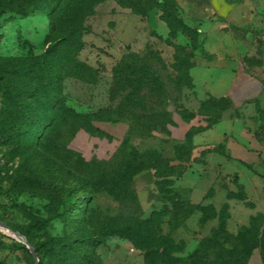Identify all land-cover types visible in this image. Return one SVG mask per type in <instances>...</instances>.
I'll return each instance as SVG.
<instances>
[{
    "label": "rangeland",
    "instance_id": "rangeland-1",
    "mask_svg": "<svg viewBox=\"0 0 264 264\" xmlns=\"http://www.w3.org/2000/svg\"><path fill=\"white\" fill-rule=\"evenodd\" d=\"M142 5L145 11L152 8L143 1ZM151 12L162 16L158 8L151 9L143 18L136 15L133 9L121 7L115 1L100 4L86 20L84 48L78 54L79 61L95 72L86 76L68 71L62 79L60 91L68 107L79 115L96 116L89 126L77 122L58 134L59 155L74 172L73 192L81 202L91 198L87 224L73 218L68 224L55 221L39 227L40 220L48 219L45 208L48 202L40 196L45 166L40 160L30 162V155L10 162L6 157L7 148L0 146V221L21 231L32 228L36 245L46 242L50 236L68 234L80 240L84 235L97 234L99 246L98 243L84 244L82 252L92 255L100 264H145L144 252L134 246L127 230L141 228L139 221L150 219L154 211L160 213L157 224L159 234L169 239L168 242L173 240L168 246L173 257L187 258L218 229L219 222L214 228L211 225L213 220L204 224L201 213L188 218L191 213L188 207L178 213L165 211L164 199L179 195L183 202L190 201L189 190L179 185L176 187L175 177L185 175L193 162L207 159L209 150L195 146L197 135L192 145L187 137L206 128L209 122L215 123L234 115V112L224 105L198 100L190 80L182 79L172 68L174 61L169 53L163 55L159 50L169 47L166 44L156 47L157 38L162 35L165 39L166 36L163 31L157 33L152 29L149 20ZM51 25L49 15L44 13L28 18L10 12L0 15V58L26 60L44 54L48 48L46 42L51 34ZM254 38L258 41L256 51L243 60L247 67L264 73V31L257 32ZM260 40L263 43L259 45ZM150 48L161 53V60L147 53ZM128 56L156 64L165 87V93L160 95L151 93L150 88L144 89V103L150 107L149 116L144 115L148 117L146 121L119 119L114 114L127 95L120 93L112 101L115 86L113 71ZM187 71L185 67L184 72ZM216 78H208L207 83L215 87ZM181 79L183 85L179 87ZM259 117L262 123L258 133L263 131L264 137L263 111ZM262 173L264 175V171ZM63 174L57 175V182L63 183L68 179ZM202 175L195 172L189 179L203 186L207 183L199 181ZM169 176L174 177V187L182 189L180 193L174 192L175 195L170 196L169 182L164 181ZM230 178L225 177L220 187L213 189L209 196H214L220 207H223L227 197H217L215 192H222L223 195L231 193L234 197L230 200L234 206L229 204L223 218L229 235L239 242L228 241L225 247L238 254L253 241L264 243V216H260L264 215V198H259L264 184L249 187L247 192L240 185L237 175ZM161 185H164L168 195L159 194ZM88 201L79 204V209L86 208ZM250 214L255 216L250 217ZM211 215V211L205 213V217ZM257 216L260 218L253 221L252 218ZM21 245L20 241L0 228V264H35L30 252ZM261 251L263 254L264 250ZM244 263V260H231L211 251V257L201 264ZM45 264L57 263L46 260Z\"/></svg>",
    "mask_w": 264,
    "mask_h": 264
},
{
    "label": "trees",
    "instance_id": "trees-1",
    "mask_svg": "<svg viewBox=\"0 0 264 264\" xmlns=\"http://www.w3.org/2000/svg\"><path fill=\"white\" fill-rule=\"evenodd\" d=\"M108 1H115L121 7L133 9L136 15L143 18L148 16L151 9L158 8L162 11L160 18L170 30L167 44L175 50L172 68L182 79L190 80V86L194 88L190 71L194 67L193 60L200 34L196 29L185 24L176 0H0V15L10 12L28 18L36 13H44L49 15L52 24L51 34L46 42L48 48L44 54L26 60L0 58V146L7 148L6 157L10 162L30 155V162L40 160L45 166L40 188L42 193L38 195L48 202L45 206L48 219L40 220L39 227H45L55 221L68 224L73 218L75 221H84L86 224L89 220L91 198L81 202L73 192L74 172L59 155L58 134L77 122L82 126H89L96 116L77 114L75 110L68 107L67 100L60 89L63 76L68 71L75 74L83 73L86 76L95 72L79 61L78 54L84 48L83 35L87 18L100 4ZM142 1L152 5V8L145 11ZM181 34L190 40L194 48L177 43ZM147 53L161 57V53L154 52L152 48L148 49ZM139 59V57L128 56V59L123 60L113 71L115 86L112 91V101L120 93L127 95L123 104L116 108L114 113L119 119L146 121L148 117L144 115L149 116L150 107L144 103V89L150 88L151 93L156 95L165 93V87L157 72V65L152 64L150 60ZM185 67L188 69L186 73ZM182 79L178 83L179 87L183 85ZM209 101L224 105L228 110L233 111L232 102L228 98L219 100L211 98L203 103ZM219 122L221 120L215 123L209 122L208 126L198 133H193L194 135L190 133L187 140L192 145L196 135L213 128ZM61 172L68 176L63 183L57 182V175ZM173 178L169 176L164 179L169 182L170 196L175 195L174 192L178 194L181 191L174 187ZM159 194H167L164 185H161ZM175 196V198L168 196L164 199L165 211L178 213L181 209L188 207L191 209L188 218L201 213V221L204 224L218 218V229L210 238L200 243L187 258L173 257L168 250L169 243L171 244L173 240L168 242L169 239L159 234L157 224L160 213L154 211L150 219L139 221L141 228L131 227L127 230L134 246L144 252L145 264H201L211 257V251L218 256H227L231 260H244V264H248L255 250L261 252L264 262V253L262 254L261 251L264 250V243L258 240L253 241L246 250L238 254L225 247L228 241L236 244L239 242L237 238L229 235L226 229L227 223L223 213L228 212V203L217 210L213 205H194L190 201L183 202L179 195ZM228 199H234L231 193ZM87 200L89 201L86 208L80 210L79 204ZM207 211L212 212L210 217H205ZM260 216L263 218L264 215ZM260 216L253 217L252 220H257ZM9 226L26 237L35 247L40 264H45L46 260L57 264H100L92 255L82 252L84 244L98 243L99 246L97 234L84 235L80 240H75L68 234L58 237L50 236L46 242L36 245L32 228L29 231H21L12 225ZM21 246L28 250L26 246ZM30 256L32 257L31 253Z\"/></svg>",
    "mask_w": 264,
    "mask_h": 264
},
{
    "label": "crops",
    "instance_id": "crops-1",
    "mask_svg": "<svg viewBox=\"0 0 264 264\" xmlns=\"http://www.w3.org/2000/svg\"><path fill=\"white\" fill-rule=\"evenodd\" d=\"M176 2L185 24L200 34L193 60L194 67L190 71L198 100L206 102L211 98H228L234 112V115L222 119L213 128L195 137V146L212 152L207 154V159L193 162V168L190 166L186 174L175 181L176 187L179 185L188 189L189 199L193 204L213 205L220 210L216 198H210L209 194L220 187L225 177L230 180L231 175H237L240 185L247 192L249 187L264 184V137L263 131L258 133L262 123L259 115L261 111L264 112V73L247 67L243 60L245 56L254 55L258 43L254 36L257 32L264 31V0ZM149 16L152 29L157 33L163 31L166 36L165 39L162 35L157 38L156 47L163 44L168 46V26L156 12H151ZM177 43L194 48L190 40L182 34L179 35ZM262 43L260 40L259 45ZM168 47L170 49L161 47L159 50L163 55L169 53L171 60H174L175 50ZM215 76L217 78L214 87L207 82L208 78L213 79ZM208 85L209 88L206 89ZM195 172L204 174L199 181L207 184L198 186L190 181L189 177ZM215 193L217 197H227L224 204L234 206L228 195L219 191ZM259 195L263 200L264 191ZM217 222L218 218L211 222L213 228L217 227ZM248 264H264L259 250L252 253Z\"/></svg>",
    "mask_w": 264,
    "mask_h": 264
},
{
    "label": "water",
    "instance_id": "water-1",
    "mask_svg": "<svg viewBox=\"0 0 264 264\" xmlns=\"http://www.w3.org/2000/svg\"><path fill=\"white\" fill-rule=\"evenodd\" d=\"M0 228L6 230L11 236L16 238L18 241H20L23 245L27 247V249L30 251L35 264H40V258L39 255L35 249V247L28 241L26 237H24L21 233L14 230L11 226H9L7 223L0 221Z\"/></svg>",
    "mask_w": 264,
    "mask_h": 264
}]
</instances>
